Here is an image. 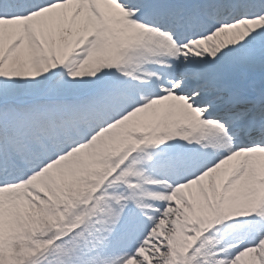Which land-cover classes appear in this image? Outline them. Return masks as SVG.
Returning a JSON list of instances; mask_svg holds the SVG:
<instances>
[{"label":"snow or ice","instance_id":"1","mask_svg":"<svg viewBox=\"0 0 264 264\" xmlns=\"http://www.w3.org/2000/svg\"><path fill=\"white\" fill-rule=\"evenodd\" d=\"M0 264H264V0H0Z\"/></svg>","mask_w":264,"mask_h":264}]
</instances>
